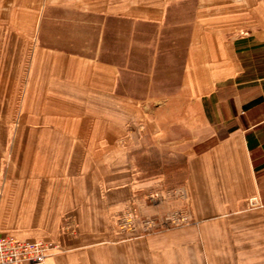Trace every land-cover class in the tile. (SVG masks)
Segmentation results:
<instances>
[{
    "label": "crops",
    "instance_id": "0c3cea01",
    "mask_svg": "<svg viewBox=\"0 0 264 264\" xmlns=\"http://www.w3.org/2000/svg\"><path fill=\"white\" fill-rule=\"evenodd\" d=\"M127 207L189 221L130 237ZM6 236L45 264H264V0H0Z\"/></svg>",
    "mask_w": 264,
    "mask_h": 264
},
{
    "label": "built area",
    "instance_id": "2783aa9c",
    "mask_svg": "<svg viewBox=\"0 0 264 264\" xmlns=\"http://www.w3.org/2000/svg\"><path fill=\"white\" fill-rule=\"evenodd\" d=\"M189 221L182 212H172L162 220L141 217L127 207L116 220L118 233L130 237H144L162 227L177 226ZM52 241H20L11 236L0 238V264H45L46 252L54 248Z\"/></svg>",
    "mask_w": 264,
    "mask_h": 264
},
{
    "label": "rangeland",
    "instance_id": "374dc122",
    "mask_svg": "<svg viewBox=\"0 0 264 264\" xmlns=\"http://www.w3.org/2000/svg\"><path fill=\"white\" fill-rule=\"evenodd\" d=\"M141 29H142V33H141V37L142 38H145L144 40H146V38H147V41H146V43L148 42V39L151 37H153V29H148V28H144V27H141ZM149 43H151V44H149ZM144 45V43H140V44H137V48H136V50H137V54H136V58H135V62H136V68H146L147 67V65H148V63H149V61H150V53H149V51H151V53H153V51H154V43H152V42H148V45H146V46H149V47H152V48H149V47H141V46H143ZM145 51H147V53L146 54H149V55H144L145 54ZM138 53H140V54H138ZM144 53V54H143ZM177 54H178V57H177V59L175 60H173V63H175L176 64V66H177V68L180 70L181 69V66H182V64H183V57H182V49H179L178 50V52H177ZM145 57H147V59L145 58ZM175 61V62H174ZM174 76V75H173ZM172 77V76H171ZM156 173H158V174H161L162 173V175H164V177L165 178H171V177H175L176 176V173H177V177L178 178H182V172L181 171H178V172H176V171H174L173 172V170L171 171V170H163L162 172L160 171V172H156ZM167 189V191H170V190H172L171 188H166Z\"/></svg>",
    "mask_w": 264,
    "mask_h": 264
},
{
    "label": "trees",
    "instance_id": "16d2710c",
    "mask_svg": "<svg viewBox=\"0 0 264 264\" xmlns=\"http://www.w3.org/2000/svg\"><path fill=\"white\" fill-rule=\"evenodd\" d=\"M261 102V100H258V101H256L254 104H257V103H260Z\"/></svg>",
    "mask_w": 264,
    "mask_h": 264
}]
</instances>
